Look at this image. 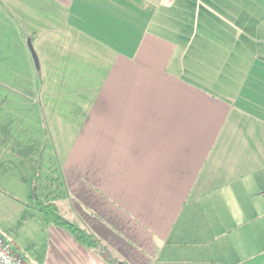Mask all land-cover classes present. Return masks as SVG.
I'll list each match as a JSON object with an SVG mask.
<instances>
[{"label": "crops", "instance_id": "crops-1", "mask_svg": "<svg viewBox=\"0 0 264 264\" xmlns=\"http://www.w3.org/2000/svg\"><path fill=\"white\" fill-rule=\"evenodd\" d=\"M6 2L38 66L0 54V174L32 188L0 184V238L29 264H264V0Z\"/></svg>", "mask_w": 264, "mask_h": 264}, {"label": "rangeland", "instance_id": "rangeland-1", "mask_svg": "<svg viewBox=\"0 0 264 264\" xmlns=\"http://www.w3.org/2000/svg\"><path fill=\"white\" fill-rule=\"evenodd\" d=\"M6 1L7 0H0V54H26L30 60V65L32 68L36 69L29 43H31L34 51L37 50V38L34 37V34L32 35L33 30L28 28L27 23H25V25L15 18L11 23L9 15L13 16L12 13L8 12V18H6ZM16 15L17 14L15 13L14 16ZM4 59L6 58H4L3 55H0V62H4ZM21 173L26 174L23 170H21ZM22 174L20 175L22 176ZM4 176V174H0V184L6 187V189L11 190L12 193H15L17 198L19 197V199L22 200L27 199V194L32 190L30 185L21 180L19 183L17 181H8V178H3ZM15 185L16 187H14ZM58 189L59 190L56 189L55 194H58L63 190L61 186ZM0 200H11V196L0 190Z\"/></svg>", "mask_w": 264, "mask_h": 264}, {"label": "trees", "instance_id": "trees-1", "mask_svg": "<svg viewBox=\"0 0 264 264\" xmlns=\"http://www.w3.org/2000/svg\"><path fill=\"white\" fill-rule=\"evenodd\" d=\"M33 205L42 213L44 220L47 223H52L65 229L79 243L86 246L87 248L93 249L97 254L103 255L105 259H110L108 262L114 261L113 259L109 258L111 257V254L109 253L106 245L102 243L101 239L94 232L77 221L65 218L60 213L55 203L51 201L40 200L39 198L35 197ZM114 264H124V262L116 261Z\"/></svg>", "mask_w": 264, "mask_h": 264}, {"label": "built area", "instance_id": "built-area-1", "mask_svg": "<svg viewBox=\"0 0 264 264\" xmlns=\"http://www.w3.org/2000/svg\"><path fill=\"white\" fill-rule=\"evenodd\" d=\"M0 264H29L11 244L0 238Z\"/></svg>", "mask_w": 264, "mask_h": 264}, {"label": "water", "instance_id": "water-1", "mask_svg": "<svg viewBox=\"0 0 264 264\" xmlns=\"http://www.w3.org/2000/svg\"><path fill=\"white\" fill-rule=\"evenodd\" d=\"M29 46H30V50H31V53H32V58L34 60V63H35L36 66H38V58L36 56L35 51L33 50V47L31 46V43H29Z\"/></svg>", "mask_w": 264, "mask_h": 264}]
</instances>
